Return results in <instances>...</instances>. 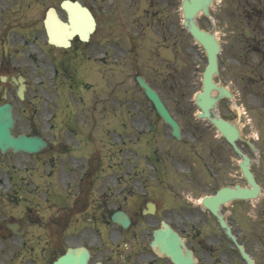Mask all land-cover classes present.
I'll return each mask as SVG.
<instances>
[{
  "label": "flooded vegetation",
  "instance_id": "1",
  "mask_svg": "<svg viewBox=\"0 0 264 264\" xmlns=\"http://www.w3.org/2000/svg\"><path fill=\"white\" fill-rule=\"evenodd\" d=\"M62 1L0 0V104H11L15 134L27 127L25 132L31 129L46 141L37 154L0 152V264H51L67 246H84L86 264H176L150 244L163 223L183 238L196 264H246L201 203L220 187L248 185L241 156L209 121L194 119L191 104L174 105L177 139L151 104L129 101L128 79L143 64L136 38L95 31L86 42L73 37L68 47L51 45L44 18L53 7L67 20ZM162 1L166 5L148 0L146 13L155 15ZM236 1L250 13L255 73L248 97L251 146L240 140L236 145L252 160L260 193L220 203L218 212L253 262L264 264V86L257 85L264 79V0ZM166 29L163 41L173 35L171 22ZM173 71L167 76L176 93ZM35 99L47 112L41 120L35 118ZM219 111L233 120L225 101ZM114 122L138 131L123 135L124 144L110 151L111 163L99 167L98 125ZM39 125L41 133L34 127ZM118 210L128 217L125 227L112 219ZM7 238L22 239L25 250L6 248Z\"/></svg>",
  "mask_w": 264,
  "mask_h": 264
},
{
  "label": "rangeland",
  "instance_id": "2",
  "mask_svg": "<svg viewBox=\"0 0 264 264\" xmlns=\"http://www.w3.org/2000/svg\"><path fill=\"white\" fill-rule=\"evenodd\" d=\"M85 2L99 11L97 36H108L104 35L108 29L109 34L116 33V36L118 35L120 40H125L128 34L130 37L132 33L133 35L136 33L134 37L137 38L139 43V56L143 60L144 65L141 66V70L144 74L148 75L149 79L155 85L159 86L161 84L162 86H168V83L170 85L171 80L169 78L164 79V74L161 71L164 67L168 68L173 57L172 54L176 50L178 68L177 93H171L168 86V90L165 91L163 97L170 105L174 103L187 105L188 98L193 95V91L199 88L201 72L205 65V54L200 45L194 42L181 25L182 14L179 9L180 0H167V6H162L163 1L161 5L159 4L156 10L157 16L155 17H158L160 20L155 21L158 24V28L152 23L147 25L149 19L142 9L143 7H147L145 5L147 0H115L109 12L107 10L109 0H94V2L93 0H85ZM229 6L230 0H218L211 5V13L217 22L216 33L222 46V51L219 54L221 68L219 79L235 92L238 90L248 92L252 86L251 72L247 66L250 65V61L246 62L244 58L241 61L238 58V61L234 59L238 54H249L248 48L244 52L242 51V45H244L245 41H243L244 38L241 36V28L244 26L245 20L241 14L232 12V8ZM162 7L165 9H161ZM171 9H173L172 13L170 12ZM157 11H160V13H157ZM170 22L174 29L173 31L171 30L173 33L171 37L173 43H169L171 39L167 37L166 48L159 44L161 40L159 31L162 33L169 32L166 27ZM198 23L201 27L208 28L210 27L211 21L201 15L198 18ZM153 46L157 47L155 52L152 50ZM33 85L36 86V83ZM128 85L130 86L128 93L130 99L140 103L145 102V106L148 105V100L142 90L134 84L131 76L128 79ZM99 97H104V95L100 94ZM35 101H40L35 118L41 120L43 117H46L47 112L41 100L35 99ZM247 101H250L249 98ZM248 102L245 100L246 107L243 105L244 103H241L246 111L242 125L243 131L247 136L251 134L253 129L250 124L251 111L247 106ZM221 110L224 111V107H221ZM122 127L117 122L112 123L111 127L102 125V123L98 125L97 148L99 155L102 157L99 160L102 161L104 167L111 163L110 151L116 149L114 146V137L122 132ZM130 127L132 128V124ZM37 128L41 131L43 125H39ZM128 135H132L131 130H129ZM117 150H119L118 146ZM99 180L102 181V179ZM16 241L12 243L6 241L4 246L6 248L11 247L17 252H22L23 248L21 247L20 239H16Z\"/></svg>",
  "mask_w": 264,
  "mask_h": 264
},
{
  "label": "water",
  "instance_id": "3",
  "mask_svg": "<svg viewBox=\"0 0 264 264\" xmlns=\"http://www.w3.org/2000/svg\"><path fill=\"white\" fill-rule=\"evenodd\" d=\"M213 0H182L181 9L183 12V25L186 29L191 33V35L200 42L206 50L207 58H208V66L206 67L203 73V83L204 86H215L214 83L211 82V73L216 69V53L218 52L219 46L215 35L210 31L206 32L200 29L196 22L195 17L201 11L205 15H208V6ZM77 18L82 23V29L79 32V36L82 39L88 37V33L94 27V21L90 14V12L84 8L79 7L77 8ZM139 84L144 88L146 95L154 102L157 111L162 116V118L168 122L173 127V133H177V124L171 118L165 107L163 106L162 102L160 101L157 94L145 83V81L141 77H137ZM223 90V89H222ZM220 94L228 95L230 94L226 91H220ZM216 98H211L209 96V91H204L203 94L198 96V104L203 109V115L209 116L208 109L212 107L215 103ZM12 115L8 105H1L0 106V149H8L13 148L17 149H24L26 151H36L41 146L44 145V142L40 138L35 137H28L23 134L13 137L10 133V128L12 126ZM211 121L219 128V130L225 134L229 140L231 141L236 136V130L234 127L230 126L225 121L212 118ZM246 163H243V171L250 179V174L247 172ZM242 196H246L247 192L241 193ZM125 223V221H123ZM158 239L162 241L163 244H160V249L164 251L166 254L170 255L177 264H183L185 261L191 263L192 259L184 258L181 252V249L176 247L172 242L171 245L165 241L163 234L157 233L156 235ZM165 244V245H164ZM71 249L67 251V254L59 257L53 264H69L72 262V255ZM243 256L249 261V258L245 253ZM82 261L84 262V255L82 257Z\"/></svg>",
  "mask_w": 264,
  "mask_h": 264
}]
</instances>
